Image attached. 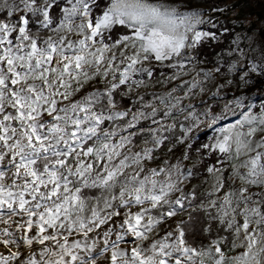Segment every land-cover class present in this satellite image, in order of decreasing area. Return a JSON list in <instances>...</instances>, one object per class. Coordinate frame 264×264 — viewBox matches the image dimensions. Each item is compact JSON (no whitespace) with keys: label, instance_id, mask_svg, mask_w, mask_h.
<instances>
[{"label":"snow or ice","instance_id":"6c2138e0","mask_svg":"<svg viewBox=\"0 0 264 264\" xmlns=\"http://www.w3.org/2000/svg\"><path fill=\"white\" fill-rule=\"evenodd\" d=\"M224 11L0 0V264H264V40Z\"/></svg>","mask_w":264,"mask_h":264},{"label":"rangeland","instance_id":"374dc122","mask_svg":"<svg viewBox=\"0 0 264 264\" xmlns=\"http://www.w3.org/2000/svg\"><path fill=\"white\" fill-rule=\"evenodd\" d=\"M165 2L172 3L175 0H165ZM187 3L193 7L205 9L213 6L224 7L225 12L223 14H215L222 24H226L224 26L227 27L229 24L235 32H246L253 36L258 43L264 40V0H187ZM154 90H160L159 86ZM201 133L212 134L211 130L206 128L202 129L198 135ZM174 151L178 153L179 148Z\"/></svg>","mask_w":264,"mask_h":264},{"label":"trees","instance_id":"16d2710c","mask_svg":"<svg viewBox=\"0 0 264 264\" xmlns=\"http://www.w3.org/2000/svg\"><path fill=\"white\" fill-rule=\"evenodd\" d=\"M225 12V11H224ZM223 12V13H224ZM223 13H213L214 15L215 14H223ZM224 25H226V24H224ZM229 26V24L227 25V27ZM229 28V30L230 31H233V27H231V26H229L228 27ZM227 42V41H226ZM202 55H204V56H206L209 60L212 58V56H213V51H212V49L209 47V48H205V49H203L202 50V53H201ZM212 135V134H211ZM211 135H208V133H201V134H199L198 135V142H206L207 140H208V138L211 136ZM211 161H209V163H210ZM195 182V181H194Z\"/></svg>","mask_w":264,"mask_h":264}]
</instances>
